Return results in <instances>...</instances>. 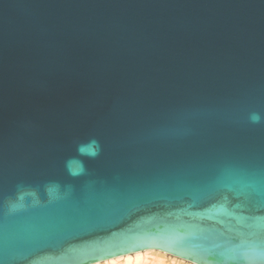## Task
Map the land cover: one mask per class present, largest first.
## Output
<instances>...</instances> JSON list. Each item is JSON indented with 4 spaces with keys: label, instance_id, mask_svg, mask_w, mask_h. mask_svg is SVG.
<instances>
[{
    "label": "water",
    "instance_id": "water-1",
    "mask_svg": "<svg viewBox=\"0 0 264 264\" xmlns=\"http://www.w3.org/2000/svg\"><path fill=\"white\" fill-rule=\"evenodd\" d=\"M129 228L197 264L264 247V0H0V259L104 262Z\"/></svg>",
    "mask_w": 264,
    "mask_h": 264
},
{
    "label": "clouds",
    "instance_id": "clouds-1",
    "mask_svg": "<svg viewBox=\"0 0 264 264\" xmlns=\"http://www.w3.org/2000/svg\"><path fill=\"white\" fill-rule=\"evenodd\" d=\"M251 119L254 123H256L261 120V117L259 114H253L251 116ZM79 151L81 154L87 155L89 158H95L97 155H99L100 146L97 141L93 140L87 147L82 146ZM79 164V172L73 173L74 175L81 174L85 171L82 162H79ZM46 191L48 192L50 198L57 197L60 194V185L57 183H51L46 186ZM26 197H31L34 204L39 203L38 196L35 191H23L18 193L15 201L8 204V211L10 213H15L24 209L26 207L24 203ZM112 237H117L118 239L123 237L131 241H137L138 243H136L134 247H123L118 250H109L107 252H104L103 255L107 256L108 260H119L122 257L138 254L140 252L155 251L163 252L166 255L174 256L181 260L190 259L192 264H197L196 261H194L190 257L183 255L180 251L173 250V247L161 246L160 244L142 241L140 238H138L136 231L131 228L118 229L116 232H109L107 234V237L97 239H110ZM86 243H92V241H86ZM0 264H49V261L46 257L28 259L26 256H13L10 259H0ZM66 264H72V262L69 261L66 262ZM95 264H101V262L99 260H96ZM104 264H108V261L105 260ZM208 264H217V262L209 261ZM242 264H264V247L250 252L242 261Z\"/></svg>",
    "mask_w": 264,
    "mask_h": 264
},
{
    "label": "bare ground",
    "instance_id": "bare-ground-1",
    "mask_svg": "<svg viewBox=\"0 0 264 264\" xmlns=\"http://www.w3.org/2000/svg\"><path fill=\"white\" fill-rule=\"evenodd\" d=\"M108 264H192L187 261L166 255L163 252H140L119 260H107ZM104 264V262H101Z\"/></svg>",
    "mask_w": 264,
    "mask_h": 264
}]
</instances>
